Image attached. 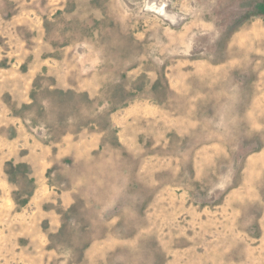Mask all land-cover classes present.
<instances>
[{
  "label": "rangeland",
  "instance_id": "rangeland-1",
  "mask_svg": "<svg viewBox=\"0 0 264 264\" xmlns=\"http://www.w3.org/2000/svg\"><path fill=\"white\" fill-rule=\"evenodd\" d=\"M0 264H264V0H0Z\"/></svg>",
  "mask_w": 264,
  "mask_h": 264
},
{
  "label": "trees",
  "instance_id": "trees-1",
  "mask_svg": "<svg viewBox=\"0 0 264 264\" xmlns=\"http://www.w3.org/2000/svg\"><path fill=\"white\" fill-rule=\"evenodd\" d=\"M263 8H262V6L260 5V6H258V10H262Z\"/></svg>",
  "mask_w": 264,
  "mask_h": 264
}]
</instances>
